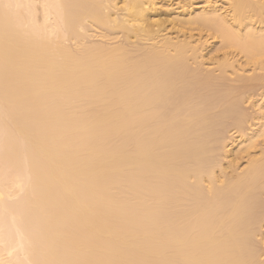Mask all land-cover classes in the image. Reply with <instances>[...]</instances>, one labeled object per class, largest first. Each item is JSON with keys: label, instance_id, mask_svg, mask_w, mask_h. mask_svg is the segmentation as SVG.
<instances>
[{"label": "bare ground", "instance_id": "1", "mask_svg": "<svg viewBox=\"0 0 264 264\" xmlns=\"http://www.w3.org/2000/svg\"><path fill=\"white\" fill-rule=\"evenodd\" d=\"M29 1L0 0V254L20 249L27 262L16 252V264H262L264 147L249 149L264 138V101L261 126L227 150L224 132L242 136L247 120L237 98L199 92L201 40L184 32L220 40L221 57H208L221 77L243 70L234 51L263 71L264 0H203L197 11L177 0L161 18L158 0H41L48 24ZM89 31L124 37L91 44ZM9 189L23 190L12 204Z\"/></svg>", "mask_w": 264, "mask_h": 264}, {"label": "rangeland", "instance_id": "2", "mask_svg": "<svg viewBox=\"0 0 264 264\" xmlns=\"http://www.w3.org/2000/svg\"><path fill=\"white\" fill-rule=\"evenodd\" d=\"M29 1V0H28ZM33 2H35V6H38L37 7V9H35L34 8V12L37 14L38 13V15H36L35 16V18H34V20L35 19H43V17L45 16L44 15V13L45 12H43L42 10H41V7H43L44 8V3H43V6H42V2L43 1H41V0H32ZM40 1H41V3H40ZM167 1H170V2H168V3H166V1H162V0H158V2H160V4L159 5H161L162 6V4H164V7L162 6L161 8H160V14H159V16H160V18L161 17H164L166 14H167V12L165 11V10H163V9H165V7H166V5L168 4L169 6H170V4H171V7H172V5H175L174 7L176 8L178 5H176L177 3H179V0H178V2H177V0H167ZM177 3H176V2ZM203 0H190V2H191V4L192 5H190V8L191 9H195L196 11H197V9H200L202 6H204L205 5V3H204V1L202 2ZM214 1V0H213ZM217 3H215V4H217V6H219V5H225L224 4V0L222 1V0H215ZM30 2V1H29ZM33 2H31V3H29V4H32ZM164 2V3H163ZM173 2V3H172ZM222 2V3H221ZM166 4V5H165ZM219 4V5H218ZM34 4H32V6H33ZM158 5V7H160ZM31 6V5H30ZM226 6V5H225ZM34 7V6H33ZM174 7H172V8H174ZM161 9H162V12L164 13H162L161 12ZM165 11V12H164ZM41 12H43V13H41ZM159 13V12H158ZM162 13V14H161ZM41 14H43V15H41ZM39 16V17H38ZM38 20V21H36V22H38V24H40L39 23V21H41V23H42V20ZM45 19V18H44ZM43 19V20H44ZM46 19H48V18H46ZM49 19H50V17H49ZM49 19L47 20V23L45 22H43L42 24H48V23H50V21H51V19H50V21H49ZM44 21H46V20H44ZM255 21V20H254ZM261 21H263V20H261ZM35 22V23H36ZM255 23H257V24H255L256 26L257 25H262L263 23H264V21H263V23H261L260 22V24H259V20H256V22ZM176 30V29H175ZM91 31V30H90ZM89 31V33L87 34L88 36H89V34H91L90 35V37H87V39H86V41L88 42V43H90L91 42V44L93 43V44H96V43H99L98 41H100V43H105L106 41H108V40H106V39H104L103 37V39L101 38V36L100 35H98L96 32H98L99 33V31H96L95 32V34H94V31H92V32H90ZM210 32V31H209ZM185 34H190V35H192L193 34V36L195 37H193L192 36V40H197L196 42H198V38L201 40L200 41V43L198 42V43H196L197 45L198 44H200V46H199V55H200V59L201 60H203L204 62H206V64L205 65H207V66H205V65H202L203 66V68L201 67V65L197 68V71H195V72H193V73H198V71L200 72V70H203V71H201V74L199 73L198 75H201L200 76V78H201V80H202V83H201V85H200V87H199V92L201 91L200 89H202V90H204V91H202V92H200L201 94H204V95H210L211 97H214V98H225V96H227L226 98L227 99H229L230 97L231 98H237L236 99V101H237V104L235 103V105H237V108L238 109H240L241 111L240 112H242V114L243 115H245V117H243V118H246V120L247 121H245V127L247 128L246 129V132H244L243 133V135L242 136H238V132H234L235 130L234 129H230L229 130V132H227V133H225L224 132V134H227V137H229L228 138V148H226L227 150H234V152H236V150H239V148H241L245 143H243L244 142V140H247L246 142H248V137L249 136H251L255 131H256V129H258L260 126H261V124H260V121L258 120V119H256V116L258 115L257 113H258V106L260 105V104H262V102L264 101V83L263 84H260V83H262L264 80H257V79H253V80H251L250 78H252V77H257V76H261L263 73H264V70L262 71V70H259V69H255V67L253 66V65H251V64H243V60H244V58L242 57L241 58V54H237L235 51H234V53H231L230 55H234L235 56V58L236 59H239V61L241 62L242 61V71H239L237 74H232V75H230L229 77H225V76H223L222 75V77H221V75L220 74H218V71L217 70H215V69H210L214 64H210L209 62H211V61H215L216 59H219L221 56H219V55H221L222 54V52L221 51H218V50H216V46H218L217 44H219L220 43V40L217 38V37H215V36H212V34H208V31L207 30H205V32L204 31H199V30H196V29H194V30H185V32H184ZM183 33V34H184ZM94 34V35H93ZM181 34V33H180ZM188 34H187V36H188ZM121 33H118V35H117V33H116V35L114 34V36L113 35H111V36H113L112 38H114V37H117V39L115 38V39H112L111 40V38H110V41H108V42H106V43H108V44H114V43H116L117 41H118V39H119V43L120 42H122L121 41V39H123V34L121 35ZM97 36H98V38H99V36H100V40L97 38ZM110 36V37H111ZM119 36V37H118ZM188 37H190V36H188ZM196 37H198V38H196ZM88 38H91L90 39V41H89V39ZM93 38H95V40L93 39ZM194 38V39H193ZM98 39V40H97ZM104 40V41H103ZM124 40H125V38H124ZM123 40V41H124ZM194 40V41H195ZM68 41V42H67ZM219 41V42H218ZM66 42H67V44H69V43H72L71 42V40H66ZM110 42H112V43H110ZM117 42V43H118ZM132 45V44H131ZM131 45H129L128 46V49H130L131 48ZM215 45V46H214ZM134 46V47H133ZM205 47V48H204ZM213 47H215V51H213L212 49H213ZM132 50H131V52L132 53H129L130 55H131V57H132V55H133V59L134 58H136L137 56H138V58L136 59V60H140V59H143V55H141L142 54V51L141 50H139V47L137 46V45H132ZM209 48V49H208ZM212 48V49H211ZM205 49V50H204ZM210 51V53L212 54H210L209 53V51ZM137 51H138V53H137ZM218 51V52H217ZM205 53V54H204ZM235 53H236V55H235ZM209 54V55H208ZM203 55V56H202ZM207 55V56H206ZM142 56V57H141ZM210 58H212L213 60H210L209 59V57ZM212 56V57H211ZM213 56H215V57H213ZM208 57V58H207ZM140 58V59H139ZM207 58V60H205ZM210 61H209V60ZM205 67V68H204ZM201 68V69H200ZM209 68V69H208ZM213 68V67H212ZM214 68H215V65H214ZM192 69V68H191ZM198 69H200V70H198ZM214 70V71H213ZM171 71V72H170ZM170 71L167 73V76H174L175 74V71H176V69L175 68H173V69H170ZM217 71V72H216ZM204 72V73H203ZM173 73V74H172ZM202 73H203V75H202ZM207 76H206V75ZM219 76V77H218ZM238 77V78H237ZM204 78H206V79H204ZM208 78V79H207ZM242 78V79H241ZM240 79L242 80V81H240ZM209 81V83L208 82H206V81ZM213 80V82H211ZM244 80V81H243ZM248 80V81H247ZM203 81H204V83H203ZM243 84H245V83H250L251 85H252V87H247L246 85H242V83ZM203 84H205V86L203 85ZM217 84V85H216ZM220 85V86H219ZM244 86V87H243ZM220 88V89H219ZM215 92H217V93H215ZM223 91V92H222ZM229 91V92H228ZM214 92V93H213ZM231 92V93H230ZM210 93V94H209ZM224 94V96H223V94ZM228 93H229V95H228ZM227 94V95H226ZM247 94H250L251 96L249 97V98H247V99H244V98H246L247 97ZM216 95V96H215ZM229 99V101L230 102H232L231 100L232 99ZM239 98H240V100H239ZM243 98V101H241V99ZM235 100H233V102H234ZM241 103V104H240ZM240 106V107H239ZM255 117V118H254ZM229 119H226L225 120V123L223 124V128H221V129H224V125H226V123L228 122L229 123ZM227 123V124H228ZM225 130V129H224ZM223 130V131H224ZM230 141V142H229ZM240 141H242L241 143H239ZM257 143H258V145L256 146V148H252V149H249V152H251V153H260L261 151L260 150H262V147H264V138L263 137H257L256 138V140H255ZM256 143V144H257ZM262 146V147H261ZM233 152V151H232ZM234 152H233V154H234ZM255 153V154H256ZM232 154V153H231ZM230 154V152H228L227 153V155L229 156H226L225 157V159L223 158V157H221L222 158V162L224 163V165H227L228 164V161L232 158V156L233 155H231ZM240 156H242V158L240 157V159H239V161H238V163H237V165L239 166V169H241L242 167H243V165L245 164V161H246V158H247V152H241L240 153ZM231 157V158H230ZM5 166L4 165H1L0 164V170L3 168V170L5 171V168H4ZM2 170V171H3ZM227 170H229V169H227ZM3 171V172H4ZM8 192L10 191V189L9 190H7ZM21 191V190H20ZM20 191H19V193L18 192H13V190L11 189V191H10V193H9V196H6L5 198V200H6V202L8 203V204H12L13 202H16V201H18L21 197L19 196L21 193H22V191H21V193H20ZM263 191V192H262ZM261 192H260V195L258 194V196L261 198V206L262 205H264V190H262ZM16 193V194H15ZM11 194V195H10ZM22 195V194H21ZM20 197V198H19ZM258 197V198H259ZM260 198H259V200H260ZM11 200V201H10ZM10 230V229H9ZM8 232V231H7ZM7 232H6V234H7ZM10 232H12V231H10ZM260 232L262 233V234H260L259 236H257L256 237V239H255V243H256V245L258 246V247H260L261 248V252H262V254H261V257L259 258L260 260H261V263L263 264L264 263V225L260 228ZM8 234H9V232H8ZM7 234V235H8ZM11 234H13V232L11 233ZM10 234V235H11ZM5 235V234H4ZM4 235H2V237H4ZM0 238V240H4V238L6 237V235H5V237L4 238ZM14 238H15V236H13ZM10 238V237H9ZM6 239H8V237H6ZM13 240V239H12ZM256 240H257V242H256ZM5 241V240H4ZM1 242V241H0ZM9 242V241H8ZM7 242V244H9ZM5 243H6V241H5ZM259 244V245H258ZM1 245V247H2V244H0ZM5 245V244H4ZM5 246H7V245H5ZM6 248V247H5ZM1 249V248H0ZM17 249H19L18 247H17ZM3 250V248L0 250V252ZM7 250V249H6ZM9 250V249H8ZM20 250V249H19ZM19 250H16L15 249V251L16 252H19V258H23V256H21L20 254H22V252H20ZM14 251V250H13ZM6 253V251H5V249H4V251L2 252V253ZM7 252H10V251H7ZM12 252V251H11ZM10 252V253H11ZM16 252H13V256L15 257V255L16 254H18V253H16ZM1 253V254H2ZM9 253V254H10ZM14 253H16V254H14ZM0 254V255H1ZM12 255L11 256H9L7 253H6V255H1L2 256V258H6V260H4V262L6 263L7 262V264L9 263L10 264V261H12V260H9V259H12ZM24 255V254H23ZM21 256V257H20ZM11 257V258H10ZM1 258V257H0ZM9 260V262H8V260ZM14 259V258H13ZM24 260H25V258H23ZM3 260V259H2ZM15 260H17L16 258H15ZM18 260H20V259H18ZM23 260V261H24ZM14 261V260H13ZM13 261L11 262V263H13ZM23 261L21 262V263H23ZM18 262V261H17ZM25 262H27V260H25ZM15 263V262H14ZM13 263V264H14ZM16 264V263H15ZM20 264V263H19ZM25 264V263H24Z\"/></svg>", "mask_w": 264, "mask_h": 264}]
</instances>
